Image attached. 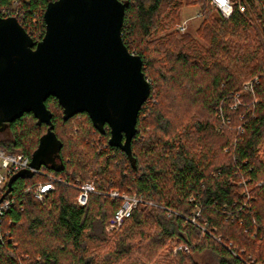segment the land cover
I'll list each match as a JSON object with an SVG mask.
<instances>
[{
  "label": "trees",
  "instance_id": "1",
  "mask_svg": "<svg viewBox=\"0 0 264 264\" xmlns=\"http://www.w3.org/2000/svg\"><path fill=\"white\" fill-rule=\"evenodd\" d=\"M16 1L21 27L41 40L54 0ZM119 1L128 3L123 44L141 58L150 85L131 141L134 163L108 145L109 129L97 132L86 113L63 121L57 100L48 98L61 143L58 170L44 166L5 195L11 204L0 221V264H198L203 252L216 264H264L262 15L252 0H231L226 19L210 0ZM185 6L198 8L199 21L180 33L174 28ZM250 11L258 30L246 19ZM255 77L253 95L242 94L231 109L241 84ZM45 132L24 114L0 132V150L30 158ZM50 174L68 185L55 182L40 202L34 188ZM76 180L97 192L85 206L76 202ZM111 191L153 205L139 203L108 230L122 202Z\"/></svg>",
  "mask_w": 264,
  "mask_h": 264
},
{
  "label": "water",
  "instance_id": "2",
  "mask_svg": "<svg viewBox=\"0 0 264 264\" xmlns=\"http://www.w3.org/2000/svg\"><path fill=\"white\" fill-rule=\"evenodd\" d=\"M127 6L119 0L49 1L45 33L37 42L15 18L0 17V132L24 114L46 126L30 157L32 169L58 170L61 143L45 105L50 97L61 107L63 121L86 113L97 132L109 129L108 145L134 163L131 141L150 85L141 58L121 38ZM32 175L29 170L12 175L4 196L16 180Z\"/></svg>",
  "mask_w": 264,
  "mask_h": 264
},
{
  "label": "built area",
  "instance_id": "3",
  "mask_svg": "<svg viewBox=\"0 0 264 264\" xmlns=\"http://www.w3.org/2000/svg\"><path fill=\"white\" fill-rule=\"evenodd\" d=\"M254 6H257L258 12L263 17L264 22V7L259 3V0H252ZM211 6L217 10L221 17L229 18L233 11V2L231 0H210ZM240 13H245L247 7L245 4L238 3L237 5ZM22 9L19 6V3L15 0L10 5H0V17L1 18H15L18 23L19 20H23ZM20 24V23H19ZM186 24L183 23L179 31L184 32L186 30ZM262 39L264 41V33L262 34ZM257 77L245 82L239 93H236L234 96V103L231 106V109L236 108L240 105V96L243 95H253L254 85L257 83ZM222 126L228 124V120L221 118ZM43 166L39 170H34L30 167V158L22 154H10L0 150V221L3 215L6 213L10 207L11 201L6 196H1L2 193L6 190L8 181L12 175L22 170H29L33 174L42 173ZM61 182L68 185L67 181H63L58 178H54L51 174L47 176V180L43 183H39L34 188V197L42 202L44 196L53 190L54 183ZM74 188L77 189L76 202L79 206H85L88 197L92 193H97L94 189V186L91 183L80 184L77 180L74 183ZM108 196L111 199H121V205L118 210L115 212L114 217L108 226V230L118 229L122 224L123 220L130 215L131 210L136 207L139 203H144L146 205H153L151 203L144 202L140 197L136 196H127L119 194L117 191H111L108 193ZM1 241V238H0ZM182 246H179L177 249H181ZM187 250L186 247H184Z\"/></svg>",
  "mask_w": 264,
  "mask_h": 264
},
{
  "label": "rangeland",
  "instance_id": "4",
  "mask_svg": "<svg viewBox=\"0 0 264 264\" xmlns=\"http://www.w3.org/2000/svg\"><path fill=\"white\" fill-rule=\"evenodd\" d=\"M197 15H198V8L197 7H187V6H185V7H183L182 9H181V11H180V22H179V24L174 28V30L176 31H178V32H180L179 31V28H180V26L183 24V23H185L186 24V30L185 31H190V30H194V28L197 26V24H198V19H197ZM246 19H247V21L253 26V27H255V29L256 30H258V23H257V20H256V18H255V16H253V13H252V11H250L249 13H248V15L246 16ZM184 31V32H185ZM180 33H182V32H180ZM260 40H261V43H262V45L264 46V42H263V40H262V37H261V35H260ZM249 81V80H248ZM245 82H247V81H244L242 84H241V86L245 83ZM194 259H195V261L198 263V264H216V262L213 260V258L209 255V254H207V253H205V252H203V253H201V254H199V255H197V256H195L194 257Z\"/></svg>",
  "mask_w": 264,
  "mask_h": 264
}]
</instances>
